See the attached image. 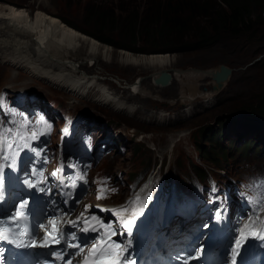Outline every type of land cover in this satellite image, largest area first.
Here are the masks:
<instances>
[{"label":"rangeland","instance_id":"374dc122","mask_svg":"<svg viewBox=\"0 0 264 264\" xmlns=\"http://www.w3.org/2000/svg\"><path fill=\"white\" fill-rule=\"evenodd\" d=\"M106 1L109 3L113 2L115 5L120 0H0V5H7L11 8L24 7L33 15L36 11L43 10L54 15V17L56 16V18H64L72 22L80 29L90 30L91 27L85 22L84 7L90 3L95 5L107 4ZM144 1L146 0H143L142 3ZM98 42L101 45L111 47L115 51L116 56L122 51L137 56L166 55L138 54ZM167 55L174 58V63L168 68L172 79L166 86H158L154 82L156 74L160 71L159 68H131L117 61L105 62L99 67L97 73L100 80L105 82L108 88H111V92H116L120 96L121 94L123 95L126 89L132 90L131 87L138 82L144 85L143 87L148 92L153 89L154 93L151 96L145 97L137 94L136 98L127 100L130 105L134 106L133 110L135 111L132 113L121 112L109 106L101 105L94 101L92 97L76 99L72 96L76 95L71 90L68 92L50 86L38 79H33L25 72L18 71L9 63L0 60V93L3 90L8 91L3 95V106L0 108L4 122L8 121L10 123L12 118L20 119L24 113H33L34 118H40L36 121L24 118L17 125L20 128V133L16 134V140L19 143H23L27 134L33 133L35 136L41 135L49 139H57L55 144H51L55 148L62 135V129L58 127L65 123L66 112L70 113V117L78 116L69 118L66 127L76 123L81 117H84L87 122L90 121L89 118L101 117L100 113L102 112L101 122L93 126L92 129L99 133L98 141L109 138V136L114 140L112 143L110 140L111 144L107 146L112 150V154L108 158L109 163L101 168L105 162L103 160L99 161L100 166L97 176H99L102 186L111 183V180H106L107 174L113 176L114 179L118 176L117 181L122 184L126 180L127 173L140 172L146 169L147 165H151V171L153 170L157 176L161 175L164 177L165 172L170 171L169 175L171 174L175 178L174 187H181V184H179L180 180L186 182L191 188L197 187L198 184L195 178L188 177L191 173H185L180 169V166H177V153L185 154L184 163L196 161L197 154L193 145L194 141L204 144L203 134H209L213 127L218 126L217 119L227 123L232 122L233 116L229 109L240 102L241 104L239 105L243 106L245 104L247 106V111L250 109L249 106H258L255 98L264 89V63L260 62L264 58L256 62L259 63V66L253 64L252 66L249 65V67L244 66L249 55L243 58L238 55L235 56L233 52H225L223 49L217 48L207 49L199 55ZM263 55H257L256 59ZM220 63L233 68V75L229 83L223 90L217 92L213 90L214 81L212 78L206 77L200 81L201 86L198 85L197 91L199 94L193 93L189 97L192 98V103L187 105L183 101L184 98L182 96L187 97L190 91L186 90L183 92L180 81L186 85L189 84L190 80L184 76L178 77L177 74L195 69H218L219 66L217 65ZM22 88H25L24 91H22ZM96 91L91 92L90 95L94 97L97 93ZM20 92H23V94L18 96ZM211 92H216V94L214 99L208 104L205 94ZM128 94L131 95L130 92ZM54 98L57 101L50 100ZM59 100L66 105V110L58 104ZM48 107L52 109L50 108V110ZM160 112L164 114H160ZM42 115L44 116L41 117ZM55 116L59 118L57 127H55ZM77 127H80L82 132L87 129V123H84L83 126L77 125ZM249 129V134H246L245 139L242 141H239L238 138L246 131L244 127H241L238 133L237 131L228 132L223 141L225 148L229 147L228 141L233 137H237V142L241 145L246 144L253 136L257 137L256 134L262 138L264 137L263 129ZM93 139L94 137H91L87 140L89 147L92 145ZM257 140H259L258 137ZM51 142L53 141H47V143ZM117 143L122 145L118 148ZM259 144L263 145L264 149V142L259 140ZM205 146L207 149L209 148L208 145ZM98 147L99 144H97ZM230 149L231 156L225 164L227 173L223 171L224 179L233 184L231 192H226L227 200L231 201L234 198L242 203V207H238L237 211L239 216H243L244 211L260 214L264 211V198L256 192H253V195L248 194L238 181V179L243 177H253V174H256L258 169L252 167L245 169L246 162L243 159L244 157L234 151V145ZM115 152H117L118 156L113 159ZM248 154L249 151H247V156L245 157H250ZM257 155L252 158L253 164L261 166L264 164V155L261 158H258ZM147 160L149 163H147ZM167 160L169 161V167L165 168ZM162 163L164 164L163 167H161ZM110 165L112 169L108 171ZM181 188L184 189L183 187ZM127 194H130L129 190L125 193V195ZM94 195L95 190L92 189L83 202H95ZM177 198L179 200H187V196L175 188L174 200Z\"/></svg>","mask_w":264,"mask_h":264},{"label":"trees","instance_id":"16d2710c","mask_svg":"<svg viewBox=\"0 0 264 264\" xmlns=\"http://www.w3.org/2000/svg\"><path fill=\"white\" fill-rule=\"evenodd\" d=\"M142 1L120 0L115 4L117 6L107 1V4H87L84 14L90 30L80 29L64 18L59 19L104 44L138 54L199 55L207 49L217 48L243 58L249 55L244 66H249L257 55L264 54V0ZM260 62L264 63V59ZM255 64L259 66V63ZM255 99L258 106H249L248 111L245 104L239 105L241 102L229 109L235 118L238 114H248L245 120L232 124L217 119L218 126L209 134H203L204 144L194 141L200 163L191 161L187 166L181 162V168L185 172L190 168L205 182L209 177L206 167L214 171L225 168L232 145L238 155H247L256 144L254 140L241 145L237 137H233L228 141V148L223 141L228 132L238 133L241 127L246 130L264 127V89ZM101 117H96L95 121L101 122ZM259 152L258 149L256 153ZM185 158L183 154L180 160Z\"/></svg>","mask_w":264,"mask_h":264},{"label":"bare ground","instance_id":"6f19581e","mask_svg":"<svg viewBox=\"0 0 264 264\" xmlns=\"http://www.w3.org/2000/svg\"><path fill=\"white\" fill-rule=\"evenodd\" d=\"M24 9L0 5V60L9 63L18 71L25 72L33 79L68 92L71 90L76 96L71 95L76 99L92 97L101 105L132 113L135 111L134 106L130 105L127 100L136 98L137 94L145 97L151 96L154 93L153 89L148 92L143 87L144 85L138 82L131 87L130 91L125 88L123 95L120 96L116 92H111V88L100 80L97 73L99 67L105 62L117 61L131 68H159L160 71L156 74L154 82L161 86L156 79L162 72L168 71L174 63V58L167 54L137 56L122 51L116 56L111 47L101 45L88 35L71 28L59 18L43 10H38L33 15ZM177 76H184L190 80L189 84L185 85L182 81L180 84L183 92L190 91V94H186L187 97L184 95L182 97L187 105H191L192 98L189 97L193 93L199 94L198 85L201 86L200 81L204 80L207 75L203 72L183 71ZM24 89L22 88V91ZM93 91L97 92L94 97L90 95ZM129 92L131 95L128 94ZM215 94L216 92L205 94L208 104L214 99ZM246 117L248 114H238L237 118L233 117V121L228 123H238ZM3 128L2 124L1 136H4ZM262 129L264 130V127ZM249 132V129L244 131L238 140H244ZM156 183L155 177L151 183L152 187ZM128 249L130 250V247Z\"/></svg>","mask_w":264,"mask_h":264},{"label":"snow or ice","instance_id":"6c2138e0","mask_svg":"<svg viewBox=\"0 0 264 264\" xmlns=\"http://www.w3.org/2000/svg\"><path fill=\"white\" fill-rule=\"evenodd\" d=\"M0 184H2V180H0ZM139 199V198H137ZM27 207V202L21 203L18 206V210L16 212V218L22 219L25 216V211L24 209ZM127 211V210H124ZM119 215V213H117ZM135 215V213H133ZM95 219V218H94ZM124 224V227L128 229L129 232H131V227L134 223V219H128L126 221H122ZM53 225L52 231L48 233V236L45 238L44 245L43 246H48L49 240H51L53 243H59V239L57 236L54 234L58 231L57 228L55 227L56 221H51L50 222ZM88 229H85L87 231ZM26 234V233H25ZM257 236H260V238H264V235H261L260 233H256ZM7 238V237H4ZM245 239V236L243 233H241V238L240 240L236 241V247L233 250L232 253V264H236V257L239 255V248L241 247L243 241ZM28 246H36V242L33 240L30 245ZM70 247H78V245H69ZM97 249L94 246L93 247V252H95ZM123 252V249L120 248L119 245H109L107 248L101 249V255L107 254L110 259L106 262V264H134L133 261H128L126 258H122L120 253ZM57 259H62L61 253H56ZM67 264H71V261L69 260ZM85 264H88V261H85Z\"/></svg>","mask_w":264,"mask_h":264},{"label":"water","instance_id":"95a60500","mask_svg":"<svg viewBox=\"0 0 264 264\" xmlns=\"http://www.w3.org/2000/svg\"><path fill=\"white\" fill-rule=\"evenodd\" d=\"M262 58H264V55L257 58L253 63L250 64V66H252L256 62H259ZM193 71L203 72L204 74L207 75V77L209 76L210 78H212V80L216 83V85L213 86V90H216L217 92L225 88L226 84L229 83L233 75V68L225 64L220 65L218 69H208V70L195 69ZM171 78H172L171 73L166 70L160 74L159 78L156 79V82L161 85H167L170 83Z\"/></svg>","mask_w":264,"mask_h":264}]
</instances>
